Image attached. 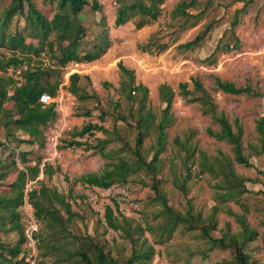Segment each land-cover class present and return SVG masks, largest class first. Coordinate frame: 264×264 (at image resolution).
I'll use <instances>...</instances> for the list:
<instances>
[{"label":"rangeland","instance_id":"obj_1","mask_svg":"<svg viewBox=\"0 0 264 264\" xmlns=\"http://www.w3.org/2000/svg\"><path fill=\"white\" fill-rule=\"evenodd\" d=\"M32 1L48 20L53 18L57 7L52 0ZM96 1L100 9L92 11L86 6L78 15V21L86 30L82 40L84 47L92 48L98 36L106 32L111 44L104 54L91 62H68L63 67L56 65L54 55L48 49L33 55V59L41 61L44 68H55L49 76L50 82L61 78L67 84L69 75L74 72L88 76L89 80L82 79L80 84L89 94H97L99 100L89 98L80 102L65 90L66 86L64 90L59 88L53 96L54 100L62 99L68 106L67 127L58 139L57 152L50 155L52 159L49 161L57 166L58 171L44 176L40 170L35 178L27 176L24 188L32 181L38 187V181L43 180L60 193L76 194L81 198L71 204L75 215L69 220H66L61 205L55 206L60 209L62 224L54 222L48 225L47 220L35 217L31 204L19 205L16 208L18 222L26 236L21 246L24 254L34 248L36 264H84L79 253L85 251L92 258L94 245H97L112 256L116 264H123L134 247L139 249L148 245L151 251L147 258L135 255L134 264H233L234 248H211L202 234V228L206 227L211 237L220 238L238 234L246 225L256 235L245 244L244 249L251 261L264 264V153L255 152L258 144L255 123L263 112L264 100L249 92L230 94L214 88V78L218 77L236 86L264 91V0H195L188 8L192 14L188 18L174 12L181 0H164L157 19L140 28L135 27L139 18H132L121 25L114 24L118 0ZM10 2L0 0V21ZM28 9L24 4L22 12L12 17L6 32L24 30L25 34L39 32L43 35L37 25L32 24ZM193 20H196L194 26L191 24ZM206 27L195 48L182 50L178 47V44L202 33ZM55 36L56 32L51 31L48 40L54 42ZM31 43L38 49L45 45L38 39H31ZM160 43L167 44V47L156 54ZM144 44L152 54L138 48ZM55 52L59 53V49ZM14 53L19 54V51L0 45V54L11 56ZM118 61L132 70L136 83L148 87L146 108L155 114V124L165 106L158 98V86L166 83L174 90L169 110L171 122L165 129L166 142L164 150L158 155L156 176L150 174L134 154L138 104L118 90ZM192 78L199 80L211 96L215 110L228 118L233 129L234 119L238 120L242 127V152L248 157L250 166L237 163L231 145L206 132L207 128L218 130L219 126L210 113H202V104L189 100L190 96L186 99L179 95L180 82H187L188 89L193 90ZM195 95L199 96L197 92ZM87 111L90 116L84 115ZM121 116H125L127 122L120 119ZM88 122L101 124L107 130V133L93 131L91 136H84L92 145L96 144V138L108 139L102 153L66 144L70 135L79 131L72 130L81 129ZM47 130L45 128L42 134L43 147L32 149L26 142L13 141L11 147H16V152L12 154L0 145V198L12 195L14 187L12 189L11 184L16 180L18 170L23 168L18 151L29 150L30 157L37 160L40 156L42 160L47 157ZM14 133L18 138H29L23 130L15 129ZM156 133L155 127L151 126L138 147L146 161L153 157ZM0 142H5L2 127ZM221 156L230 159L235 173L243 178L247 188L227 201H223L226 196H221L225 191L217 185H226L221 168L215 163V157ZM120 157L131 163L136 171L127 177L125 183L115 181L110 186L123 187L125 194L116 195V200H127V204L132 202L136 208H129L122 214L126 221L118 222L120 228L115 230L107 225L104 212L97 211L100 203L93 204L84 197L93 190L92 186L83 184L80 177L88 173L102 175L107 168H111L108 164L118 162ZM204 161L206 166L202 165ZM187 166H190V171L186 170ZM153 177L158 179L159 194L165 197L167 204L188 220L187 223H178L170 234L168 228L164 230L162 227L166 223L165 213L152 188ZM70 198L67 197V201ZM82 198L85 200L82 201ZM30 218L33 219V226L29 224ZM0 221L4 222L3 226L0 225L3 228V231L0 230V244L5 247L16 244L19 231L12 223L9 208L1 205ZM30 229L33 231L29 238L27 231ZM6 256L7 251L0 248V264H7L3 259Z\"/></svg>","mask_w":264,"mask_h":264},{"label":"trees","instance_id":"obj_2","mask_svg":"<svg viewBox=\"0 0 264 264\" xmlns=\"http://www.w3.org/2000/svg\"><path fill=\"white\" fill-rule=\"evenodd\" d=\"M57 7L56 13L53 18L48 20L45 15L37 9L32 0H11L10 4L6 8V12L2 15L0 21V45H7L9 48L19 51V54L14 53L11 56H4L0 54V127L3 129V135L5 142H0V145L12 154H15L16 147H11V142H26L30 145L35 142L41 147L43 146L42 128L47 123L51 122L55 117V111L53 110V103L42 105L39 102V95L42 92H47L51 96H55L60 79H56L53 82L49 81V76L53 73V68H44L42 62L37 59H33V55H39L44 52V48L48 49L50 54L54 55L55 63L58 67L65 66L68 62H91L99 58L109 48L111 40L107 37L105 31H103L96 40L95 44L90 47H84L82 40L86 35L85 27L78 21V15L82 13L84 8L88 6L92 11H98L100 5L96 0H52ZM195 2L190 0L189 2L180 1L174 8L175 14L181 17H190L192 14L188 11V8ZM118 7L116 8V15L114 19L115 25H121L126 23L132 18H139L135 23L136 28L142 27L144 24H149L153 20H156L161 13V7L164 0H118ZM24 4L28 6V10L31 12L32 24H36L37 27L43 32L41 35L29 33L25 34L24 30H14L6 32L11 19L18 12H22ZM103 25V22H100ZM192 26L196 24V20L191 22ZM196 35L193 39L187 40L178 44V47L182 50H191L195 48L199 41L202 39L205 31ZM56 32L54 42L48 40V35L51 31ZM29 39V41H28ZM31 39H38L40 42H44L43 48H37L36 45L31 43ZM54 44V50H53ZM56 44V46H55ZM149 44V43H147ZM147 44L140 45L138 48L142 52L152 54ZM167 47V44L160 43L156 54L162 52ZM59 49V53L55 50ZM32 54H29V52ZM119 69V84L118 90L121 95L126 96L130 100H135L138 104V116L135 120L134 126L137 128L136 146L134 154L140 163L149 171L150 174L156 176L158 166V155L164 150L166 142V127L171 122L169 110L172 105L174 97V90L166 83H161L158 86V98L165 106L161 111L160 119L155 124V114L151 110L146 108L148 98V87L144 84L134 81L133 72L128 67L119 61L117 63ZM53 69V70H52ZM13 70V72H10ZM15 73H17L15 75ZM15 76L17 78H15ZM82 79L89 80L87 76H80L74 72L69 75V85L67 91L75 96L79 101H84L89 98H95L99 100L97 94H89L87 89L80 84ZM194 88L189 90L187 82H180L178 88L180 89L179 95L183 98H188L191 101H196L202 104V113H210L214 121L218 124V130H212L207 128L206 132L221 141L229 143L234 150V160L237 163L244 166H250L248 157L242 152L243 145L241 143L242 127L238 123L237 119H234V129L232 123L222 113L215 110V105L211 100V96L203 88L198 79H191ZM103 85H107V82H103ZM215 90H221L224 93L241 94L244 92L252 93V95L259 96L264 100V91L253 90L248 86H236L233 82L223 81L218 77L214 78ZM199 96H196L195 93ZM11 102V103H10ZM10 103V104H9ZM13 111V114L11 112ZM87 113V112H86ZM88 115V113H87ZM120 119L127 122L125 116H121ZM154 126L157 130L156 138L154 142V154L150 161H146L139 153L138 147L142 144L144 136L149 131L150 127ZM255 128L258 133V144L255 146L256 153H264V106L263 112L256 120ZM15 129H20L29 135V138L23 139L16 136ZM93 131H101L107 133V130L101 126V124L88 122L84 124L82 128L74 132L72 137L79 135L80 137L88 134L92 135ZM106 138H96V144H90L86 139L77 141L72 139L67 143L71 146H84L85 149H93L99 153L103 152L105 145L108 143ZM28 152L18 151L17 156L20 162L23 164V168L18 170L16 180L12 182V195L8 197L0 198V205L4 208H9V213L12 217V223L19 231V240L12 246L5 247L0 244V248L7 251V256L3 259L7 264H29L25 261L24 251L21 246L25 241L26 236L21 228L18 217L19 212L16 208L23 203L24 185L27 176L35 178L39 173V161L37 164L31 166L27 164L29 161ZM215 163L220 166L222 179L225 184H217L220 189L224 190L221 196H226L223 201L238 196L245 192L247 188L244 185L242 177L237 175L232 167L230 159L226 157H215ZM131 163L127 162L123 157L118 159L116 163H110L102 175L95 173H88L82 175L80 180L83 184L94 185L99 187H109L111 183L120 181L122 184L127 181V177L136 171V169L130 166ZM203 166H206V161L202 162ZM212 166V164H210ZM186 170L190 171V166L186 167ZM210 170V169H208ZM57 166L53 167L51 163H45L42 169V174L45 176H51L57 172ZM203 171V170H202ZM2 173L0 172V178ZM159 181L153 177L152 188L156 197L163 204L164 218L166 223L162 225L163 229L168 228V234H170L178 223H187L179 212L172 210L167 204L165 197L159 194ZM228 184L230 187H228ZM67 197H71L67 201ZM73 195L70 193L67 195L60 193L56 188L47 186L43 180L38 181V187L28 192L29 203L34 207V215L38 220H47L48 225L57 222L63 223V218L59 217L60 209L56 208L57 204L61 205L64 213L66 214V220L71 219L75 214L71 210V202L74 200ZM110 204H106L104 211V218L109 227L118 230V222L122 220L125 222L126 218L117 212L118 204L115 200ZM115 212L117 214H115ZM119 216L121 218H119ZM2 217V216H1ZM0 225L3 226L4 222L0 221ZM0 226V230L3 228ZM238 234H232L229 237L223 236L220 238L211 237L208 234L206 227L202 228V234L207 238L210 247H233L234 258L233 264H255L250 260L249 254L245 251L244 246L248 241L255 238L256 233L246 228V225ZM192 228V226H189ZM95 253L94 257L90 258L85 251L79 253L80 258L84 264H116L115 260L109 254H106L103 249L97 245H94ZM151 249L148 245H144L136 249L131 250V255L125 260L123 264H134V256H142L141 259L147 258ZM22 254V255H21Z\"/></svg>","mask_w":264,"mask_h":264},{"label":"built area","instance_id":"obj_3","mask_svg":"<svg viewBox=\"0 0 264 264\" xmlns=\"http://www.w3.org/2000/svg\"><path fill=\"white\" fill-rule=\"evenodd\" d=\"M39 102L43 104H48L51 102H54V111L56 112V118L55 120L47 127L48 130L46 132V146H45V152L47 154V157L42 160L41 167L45 165V163H48L50 159V155L57 152V146H58V139L62 132L65 131L67 127L66 123V112L68 109V106L62 102V99L54 100L48 93L42 92L39 96ZM35 181H32L28 184H26L25 191H24V204L28 203V192L32 189L36 188V185L34 184ZM88 185V184H86ZM92 186V185H90ZM92 193L87 194L84 196L88 199L89 202L93 204L100 203V206H98L97 210L100 212L104 211V206L106 204H111L112 200H116V195L122 194L124 195V188L123 187H115V186H109V187H99V186H92ZM80 196H77L76 194H73V198H75V201H78ZM85 198L82 200L84 201ZM72 200V201H74ZM100 200V201H99ZM79 202V201H78ZM119 202V201H118ZM127 200H124L123 202L118 203V209L122 213H126L130 208H135L136 205L130 202L129 204L126 203ZM30 226L34 225L33 219L30 218L29 221ZM33 228V227H32ZM33 229H30L27 231V237H31ZM25 261H27L29 264H35L36 263V251L34 248H32V251H28L25 255Z\"/></svg>","mask_w":264,"mask_h":264},{"label":"crops","instance_id":"obj_4","mask_svg":"<svg viewBox=\"0 0 264 264\" xmlns=\"http://www.w3.org/2000/svg\"><path fill=\"white\" fill-rule=\"evenodd\" d=\"M119 62V61H118ZM80 63H83V62H80ZM77 73V72H76ZM72 74V73H71ZM79 74V73H78ZM80 75V74H79ZM80 76H86V75H80ZM88 77V76H87ZM68 83L67 84H65V82H66V80L64 81H62V79H60V84H59V86H58V89L60 88V90H64V86H66V89L65 90H67V86L69 85V77H68ZM65 84V85H64ZM64 87V88H63ZM58 89H57V91H58ZM77 99V98H76ZM78 100V99H77ZM79 101V100H78ZM85 101V100H84ZM80 102H83V101H80ZM87 113H88V115H87ZM87 113L85 112V114L84 115H86V116H90V112H88L87 111ZM54 120H52L51 122H53ZM50 122V123H51ZM93 123V122H92ZM96 123V122H95ZM87 124V123H86ZM82 128V127H81ZM45 129V127L44 128H42V134H43V130ZM75 130H80V129H74V130H72V132L73 131H75ZM100 132V131H99ZM43 136V135H42ZM87 136H89L88 134H86V137ZM72 139H74V140H77V141H82V140H85V138H84V136L83 137H80L79 135H77V136H75V137H72V134L70 135V139H69V141H71ZM86 140H87V138H86ZM67 144V143H66ZM30 145V144H29ZM36 145V146H35ZM30 146H32V149H33V147H40L39 145H38V143H34V144H32V145H30ZM41 147H43V146H41ZM78 147V146H77ZM87 150H90V149H87ZM25 151H27L28 152V155H27V157H28V159H29V161L27 162V164H29V165H31V166H33V165H35V164H37L39 161H41L42 160V158H41V156H40V158L37 160V158L36 159H33V158H31L30 157V151L29 150H25ZM32 155V154H31ZM20 161V160H19ZM40 163V162H39ZM54 167V166H53ZM56 167V166H55ZM40 170H41V172H42V169L40 168V164H39V173H40ZM39 173H38V175H39ZM37 175V176H38ZM36 176V177H37ZM83 183V182H82Z\"/></svg>","mask_w":264,"mask_h":264},{"label":"clouds","instance_id":"obj_5","mask_svg":"<svg viewBox=\"0 0 264 264\" xmlns=\"http://www.w3.org/2000/svg\"><path fill=\"white\" fill-rule=\"evenodd\" d=\"M106 50H107V49H106ZM105 52H106V51H105ZM75 63H76V62H75ZM67 92H68V91H67ZM46 93H47V92H46ZM68 93H69V92H68ZM48 94H49V93H48ZM49 95H50V94H49ZM39 96H40V95H39ZM50 96H51V95H50ZM51 97L54 99L53 96H51ZM40 103H41V102H40ZM51 103H53V107H54V104H55V103H54V102H51ZM41 104H42V105H46V104H43V103H41ZM48 104H50V103H48ZM53 110H54V109H53ZM55 118H56V112H55V117H54L53 120H55ZM51 123H52V122H51ZM51 123H50V122L47 123V125L45 126V128H47ZM41 163H42V162H40V168L43 169V167H41ZM48 163H50V162H48ZM93 186H94V185H93ZM36 188H37V186H36ZM24 191H25V188H24ZM24 191H23V192H24ZM79 198H81V197H79ZM114 200H115V199H114ZM115 201L117 202V204L119 203L117 200H115ZM71 202H73V201H71ZM112 202H113V200H112ZM112 202H111V203H112ZM22 204H24V196H23V203H22ZM28 204H30V203H29V200H28ZM112 204H113V203H112ZM112 204H110V205L112 206ZM105 206H106V205H105ZM105 206H104V211H105ZM129 208H130V207H129ZM135 208H136V207H135ZM135 208H131V209H135ZM97 211H98V210H97ZM104 211H103V212H104ZM117 211H118L121 215H122V214H125V213L120 212L118 208H117ZM128 211H129V210H128ZM98 212H99V211H98ZM25 255H26V253H25ZM24 259H25V257H24ZM35 264H36V263H35Z\"/></svg>","mask_w":264,"mask_h":264}]
</instances>
